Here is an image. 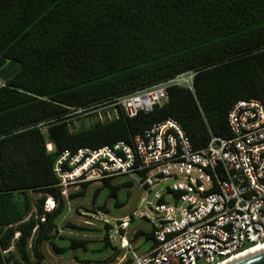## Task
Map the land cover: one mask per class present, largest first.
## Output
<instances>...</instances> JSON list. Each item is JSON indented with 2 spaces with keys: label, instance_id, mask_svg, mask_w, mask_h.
Instances as JSON below:
<instances>
[{
  "label": "trees",
  "instance_id": "obj_1",
  "mask_svg": "<svg viewBox=\"0 0 264 264\" xmlns=\"http://www.w3.org/2000/svg\"><path fill=\"white\" fill-rule=\"evenodd\" d=\"M0 58L22 64L0 85V264H41L44 244L86 251L85 241H54L68 201L97 203L105 190L119 208L121 190L133 186L84 183L66 201L53 172L62 152L131 143L167 118L201 148L211 135H230L235 102L264 101V0H0ZM184 72L195 74L194 92L170 87L149 113L129 118L117 108L101 120L92 112ZM30 192L40 194L34 203ZM153 235L149 226L134 236L150 248Z\"/></svg>",
  "mask_w": 264,
  "mask_h": 264
},
{
  "label": "built area",
  "instance_id": "obj_2",
  "mask_svg": "<svg viewBox=\"0 0 264 264\" xmlns=\"http://www.w3.org/2000/svg\"><path fill=\"white\" fill-rule=\"evenodd\" d=\"M194 75L181 73L92 112L101 120L117 108L129 118L149 113L168 100L170 87L194 92ZM227 125L228 137L211 135L205 146L194 148L182 125L167 118L131 143L65 150L53 172L62 194L71 186L119 177L138 188L137 208L145 209L139 215L152 219L144 220L154 230L155 244L131 250L126 264H224L264 245V101L238 100ZM131 219L120 226L126 229Z\"/></svg>",
  "mask_w": 264,
  "mask_h": 264
},
{
  "label": "rangeland",
  "instance_id": "obj_3",
  "mask_svg": "<svg viewBox=\"0 0 264 264\" xmlns=\"http://www.w3.org/2000/svg\"><path fill=\"white\" fill-rule=\"evenodd\" d=\"M89 121V120H84ZM79 124V122H77ZM48 148L51 145L48 143ZM123 177L112 179V184L125 182ZM102 186L101 182L92 183L88 190L93 191ZM80 190V186H71L63 190V195L68 201V195L74 194ZM129 193V198L126 199V194ZM140 191L136 186L122 189L118 200L125 202L119 208L114 207V199H107L106 191L103 190L97 199V203H93L91 198L75 197L67 202V209L64 215L57 222L58 234L54 240L60 247L67 248L70 244L68 238H75L78 241L87 242L86 251L83 249L69 250L64 253L53 251L47 244L42 246L44 260L41 264H97V261L102 264H124L130 258V251L145 250L149 247V243H143V237H135L138 230L148 231L149 224L144 219L152 221V219H141L139 212H145L143 207L137 208ZM31 202L34 203L40 194L29 193ZM104 204L105 209L101 210L99 204ZM55 203L51 198H47L45 207L51 209ZM132 219L128 227L123 229L120 226L121 221L126 217ZM106 225L110 227L108 230L109 240L112 248L109 250L102 249L104 246V236ZM125 240L128 245L122 247V240Z\"/></svg>",
  "mask_w": 264,
  "mask_h": 264
},
{
  "label": "water",
  "instance_id": "obj_4",
  "mask_svg": "<svg viewBox=\"0 0 264 264\" xmlns=\"http://www.w3.org/2000/svg\"><path fill=\"white\" fill-rule=\"evenodd\" d=\"M21 68L22 64L0 58V85L2 82L11 79ZM230 264H264V250L252 252L248 256L237 259Z\"/></svg>",
  "mask_w": 264,
  "mask_h": 264
},
{
  "label": "bare ground",
  "instance_id": "obj_5",
  "mask_svg": "<svg viewBox=\"0 0 264 264\" xmlns=\"http://www.w3.org/2000/svg\"><path fill=\"white\" fill-rule=\"evenodd\" d=\"M261 250H264V245H262V246H258V247H255V248H252V249H250V250H248V251L242 253L241 255H239V256H237V257H235V258L229 260L227 263H224V264H230V263L234 262V261L237 260V259H240V258H243V257L248 256V255L251 254L252 252H253V253H254V252H259V251H261Z\"/></svg>",
  "mask_w": 264,
  "mask_h": 264
},
{
  "label": "crops",
  "instance_id": "obj_6",
  "mask_svg": "<svg viewBox=\"0 0 264 264\" xmlns=\"http://www.w3.org/2000/svg\"><path fill=\"white\" fill-rule=\"evenodd\" d=\"M144 250V249H143ZM143 250H140V251H143Z\"/></svg>",
  "mask_w": 264,
  "mask_h": 264
}]
</instances>
